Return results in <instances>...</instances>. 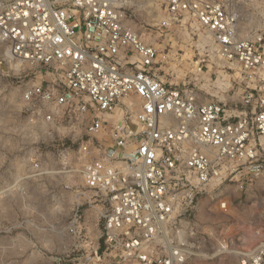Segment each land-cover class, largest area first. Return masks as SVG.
I'll use <instances>...</instances> for the list:
<instances>
[{
    "label": "built area",
    "instance_id": "1",
    "mask_svg": "<svg viewBox=\"0 0 264 264\" xmlns=\"http://www.w3.org/2000/svg\"><path fill=\"white\" fill-rule=\"evenodd\" d=\"M123 2L0 0V42L42 74L22 95L30 117L80 135L85 186L69 232L86 236L82 204L94 205L96 254L190 264L204 247L198 205L227 209L230 184L264 178V32L240 38L236 15L215 0H161L170 15L192 14L225 69L241 72V99L203 102L162 79L158 50L127 25ZM240 264H264V241Z\"/></svg>",
    "mask_w": 264,
    "mask_h": 264
},
{
    "label": "rangeland",
    "instance_id": "2",
    "mask_svg": "<svg viewBox=\"0 0 264 264\" xmlns=\"http://www.w3.org/2000/svg\"><path fill=\"white\" fill-rule=\"evenodd\" d=\"M215 1L236 15L240 38L254 39L264 32V0ZM123 7L127 25L158 50L167 84L188 87L203 102L230 106L241 99V72L234 66L225 69L212 34L192 14L170 15L161 0H124ZM41 75L37 65L13 59L8 45L0 42V264H117L103 249L96 254L94 205L82 204L86 236L69 232L78 191L85 186V159L79 134L37 122L27 112L23 92L40 83ZM230 185L242 194L235 204H243V211L232 206L203 210L195 230L204 247L190 264H240L264 241V204L249 199L252 188L263 190L264 196V178L246 182L243 191L239 184ZM254 204H262L260 210ZM222 244L225 253L213 257Z\"/></svg>",
    "mask_w": 264,
    "mask_h": 264
},
{
    "label": "crops",
    "instance_id": "3",
    "mask_svg": "<svg viewBox=\"0 0 264 264\" xmlns=\"http://www.w3.org/2000/svg\"><path fill=\"white\" fill-rule=\"evenodd\" d=\"M231 189L233 192V196L230 197V204H228V206H232V208H239L243 211V204H235L238 201V199L239 200L242 199V194L238 195V192H237L238 190L235 187H233V188L231 187ZM253 192H254V195H253ZM262 192H263V190H258V189L256 190L255 188H252V195L250 194L249 199L261 200L263 202L262 204H264V198H263L264 196H262V194H263ZM240 203H242V201H240ZM262 204H254V206H256V208L258 210H260L259 208ZM217 207L219 208V204H208L207 201H204V202L202 201V204H199L197 207L196 214H195V221L200 222V217H202L203 216L202 214L204 213L203 210L205 211V209H207V212H215V209L217 210ZM258 215L259 214H257V216ZM214 222H216V221H214ZM230 252H232V251H230ZM217 255L218 254H214L213 257H215Z\"/></svg>",
    "mask_w": 264,
    "mask_h": 264
}]
</instances>
